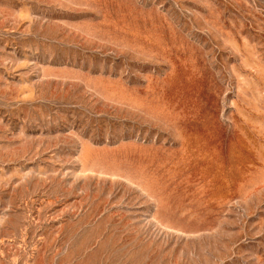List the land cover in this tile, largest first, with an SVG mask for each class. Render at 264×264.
Returning <instances> with one entry per match:
<instances>
[{
  "label": "rangeland",
  "instance_id": "1",
  "mask_svg": "<svg viewBox=\"0 0 264 264\" xmlns=\"http://www.w3.org/2000/svg\"><path fill=\"white\" fill-rule=\"evenodd\" d=\"M0 264H264V0H0Z\"/></svg>",
  "mask_w": 264,
  "mask_h": 264
}]
</instances>
